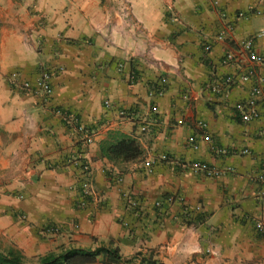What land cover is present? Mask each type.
I'll use <instances>...</instances> for the list:
<instances>
[{
    "label": "crops",
    "instance_id": "1",
    "mask_svg": "<svg viewBox=\"0 0 264 264\" xmlns=\"http://www.w3.org/2000/svg\"><path fill=\"white\" fill-rule=\"evenodd\" d=\"M225 25L229 38L214 41ZM261 31L264 0H0V253L37 264L62 250L110 246L119 264H264L255 228L264 224V112L250 123L234 113L250 83L227 97L209 88L251 67L243 40L264 56ZM227 52L237 59L224 65ZM42 67L53 72L48 101L11 83L13 74L33 81ZM257 71L264 78V65ZM163 79L164 94L149 98ZM57 110L91 131L92 143ZM120 136L142 155L103 156ZM76 160L90 165L95 192L83 209ZM105 263L102 254L94 264Z\"/></svg>",
    "mask_w": 264,
    "mask_h": 264
},
{
    "label": "built area",
    "instance_id": "2",
    "mask_svg": "<svg viewBox=\"0 0 264 264\" xmlns=\"http://www.w3.org/2000/svg\"><path fill=\"white\" fill-rule=\"evenodd\" d=\"M214 4H216L214 2ZM252 10L243 13L239 12L237 13L238 18H246L247 16L252 14ZM255 13V12H253ZM221 17H224L223 13H220ZM232 32V27L225 25L223 30L217 34L214 41H225L227 38H229L230 34ZM256 37H264V31H261L256 35ZM240 46V52L241 54L245 55V57L248 59L249 63L251 64V67H248L246 71L243 73H240L239 75H230L226 76L225 78L221 79H214L210 85L209 88L211 92L216 94H221L224 97L228 96L229 90L234 87L235 85L239 83H250L251 87L248 92V96L243 101L237 102L233 109L235 115L239 118V120L242 123H250L253 121H257L262 113L264 112V78L259 75L258 73V67L264 65V56L258 54L253 48H254V40L253 39H246L239 43ZM211 49V43H207L204 46L205 51H209ZM237 59L236 55L233 52H227L223 58L221 63L224 65H229L235 62ZM53 76V72L51 70H48L46 68L40 70L38 75L35 77L33 81H22L19 82L18 75L13 74L10 76L11 83L18 87L20 90L24 92L31 93L35 96H39L42 98L43 101H48V99L52 95V87H51V79ZM130 79L133 80V77ZM166 83V80L163 79L160 81L159 86L152 87L148 93L149 98L153 97H161L164 94V84ZM104 107L110 108L111 104L108 100L104 102ZM155 111V108H153ZM56 114L60 116L62 121L69 127H72L76 129L77 131L81 132L83 134V143L86 145H89L93 141V133L83 127H81L78 124L77 118L69 114L67 112H63L61 110H57ZM118 114L120 118L126 119L128 118V113L126 111H118ZM198 127L201 131H205L206 124L204 122L199 121L197 123ZM140 132L141 134L148 132V123L140 126ZM187 146L193 150L196 151L198 149V142L196 136H190L187 139ZM213 151L215 154L218 155H226V152L219 148H213ZM160 160H167L166 156H161L159 158ZM152 162L146 161L144 163L145 167L149 168L151 167ZM73 166L78 172L77 181L79 186V194L78 198L76 200L77 208L83 209L87 206L90 199L95 195L94 192V186H93V180H92V173L91 168L88 163L75 161L73 162ZM190 167L195 171H202L207 176H218L220 173H222L219 170L213 169V168H206L205 166L201 165L200 163H192ZM119 179H117V182ZM261 183L264 185V176L261 177ZM180 201V199H177ZM127 201L131 205H135L134 200H132L131 197H127ZM172 198L168 199V202H172ZM156 206L160 207L159 203H156ZM256 230L264 235V224L262 222H256L255 224ZM50 233H55L56 230L50 228L48 230Z\"/></svg>",
    "mask_w": 264,
    "mask_h": 264
},
{
    "label": "trees",
    "instance_id": "3",
    "mask_svg": "<svg viewBox=\"0 0 264 264\" xmlns=\"http://www.w3.org/2000/svg\"><path fill=\"white\" fill-rule=\"evenodd\" d=\"M101 154L113 162H129L142 155L138 142L126 136H120L114 142L101 147ZM80 161V160H79ZM79 189V186H78ZM106 256L105 264H119L121 257L117 248L100 246L94 249H67L58 253H50L37 260V264H94L98 256ZM0 264H27L14 251L0 253Z\"/></svg>",
    "mask_w": 264,
    "mask_h": 264
},
{
    "label": "rangeland",
    "instance_id": "4",
    "mask_svg": "<svg viewBox=\"0 0 264 264\" xmlns=\"http://www.w3.org/2000/svg\"><path fill=\"white\" fill-rule=\"evenodd\" d=\"M45 67H42L40 70H42V69H44ZM46 69H48V68H46ZM48 70H50V69H48ZM40 72V71H39Z\"/></svg>",
    "mask_w": 264,
    "mask_h": 264
}]
</instances>
